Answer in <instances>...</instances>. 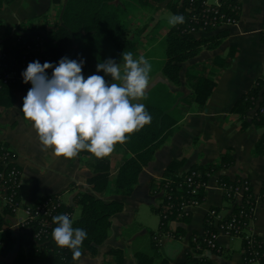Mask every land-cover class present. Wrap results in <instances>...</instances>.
Listing matches in <instances>:
<instances>
[{"label": "trees", "instance_id": "1", "mask_svg": "<svg viewBox=\"0 0 264 264\" xmlns=\"http://www.w3.org/2000/svg\"><path fill=\"white\" fill-rule=\"evenodd\" d=\"M14 1L0 0V10ZM61 1L63 4L60 20L57 22L56 29L52 30L49 35L46 29L49 28L51 19H48L42 28H33L32 26L31 30H25L24 24H21L15 35L0 44V63L2 62L4 65L5 72L22 73L20 69H22V59L25 57L26 48L27 46L38 48V38L45 40L44 43H48L50 48L40 53L31 54L33 57L40 55L45 61L53 63H58L65 56L77 60L84 58L86 60L84 71L87 76L96 73L97 64L108 58H113L122 64L124 51L131 52L134 58L139 54V43L131 39L135 33L138 36L137 31L140 30L136 28L133 17H141V15L135 11L140 8L158 10L163 2V0H56L57 3ZM168 6L174 14H182L185 19L183 23L173 25L169 29L162 43L153 44L155 45L153 54L158 56L161 54L160 56L164 57L163 62L158 60L154 65H157L156 71L161 73L168 83L179 88L185 84L192 90V96L175 95L162 85L151 94L133 101L145 104L152 120L142 128L126 134L127 139L119 142L120 146L131 154V157L123 161L112 182L109 179L108 156L97 157L86 149L80 150L81 157L88 159L87 165L95 168L96 173H100L89 181L95 192H104L109 186H112V192L116 196H131L139 184L143 170L154 160L156 153L173 135L179 121L193 109V106L198 110L204 109L216 87V78L230 66L235 55L233 50L228 59L216 58L212 63L216 68L214 70L209 71L210 64L207 63L195 64L185 70V65L200 56L203 51L218 49L228 35L227 29L208 37H196L192 32L201 29L212 32L213 27L210 23L220 15L238 21L239 4L233 0H224L223 5L216 8L218 14L212 13L209 18L204 12V7L197 10L196 0H171ZM40 31L44 32L39 33ZM102 34L104 40L99 42L98 37ZM76 36L85 40L84 48H80L81 44L77 41ZM18 37L21 38L20 41ZM159 48L163 52H158ZM1 56H6V58L1 59ZM32 61L31 59L28 63ZM151 65L152 70L155 69V66ZM49 73H51V69H49ZM99 74L105 75L102 71ZM31 86V83L30 85L24 84L22 89L28 91ZM16 88L17 84L0 85V108L7 109L14 105L13 90ZM262 110H264V79L257 81L254 87L233 108V113L239 116L241 125L245 127L254 125L263 130V135L255 146L257 155H264V114L261 113ZM253 111L254 114L250 115L249 113ZM234 164L235 161L230 152L221 156L218 165L194 166L187 172L181 171L184 161L171 163L165 170L162 179L152 181L153 201H155L153 210L160 218V232L171 231L170 224L174 221L188 219V217L179 218V211L175 209L169 210V203L178 205L180 198L184 196L186 200L197 197L201 203L205 201L206 188L199 189L198 193L193 196L188 194L184 187L192 172L201 173L202 181L208 183L211 175L229 169ZM1 170L4 168L0 164ZM220 181L227 185L228 192H233L244 180L242 178L232 180L228 176L222 175ZM161 188L166 192H161ZM250 202L256 203L254 195L250 198ZM78 205L81 207L82 213L73 226L84 228L88 233L87 238L80 246L81 256L94 258L98 255L99 247L108 238L113 217L121 214L125 205L120 200L105 201L91 193L82 194L78 199ZM231 210L234 216H238L243 210L245 213L251 214L250 209L244 203L231 206ZM212 211L219 213L221 209L213 208ZM10 218L7 210L0 211V242H2V236L5 242V246L0 248V253L11 252L17 243V239L11 231H7L5 235L1 234L11 224ZM252 219V217L240 219V227L243 228L244 225L250 224ZM230 220L231 218H224L222 223L229 224ZM211 222V217L207 216L205 224L207 236L197 238L192 243V252L188 254L187 260L178 264H214L207 256L208 253L223 256L226 252L224 248L217 246L211 249L208 247L210 234L216 232ZM19 234L20 251L12 262L4 264H76L81 257L73 258L72 250L59 246L53 237L47 241H36L33 238V231L29 234ZM175 234H178L177 231ZM233 235L237 237L240 233L236 231ZM155 242L157 247L158 241ZM243 249L249 258L257 259L260 264H264L263 238L255 235L250 236L248 240H243ZM155 253L138 252L135 254V259L138 264H155L159 256L157 250ZM109 257L113 261L108 264H124L125 262L123 250H111Z\"/></svg>", "mask_w": 264, "mask_h": 264}, {"label": "crops", "instance_id": "2", "mask_svg": "<svg viewBox=\"0 0 264 264\" xmlns=\"http://www.w3.org/2000/svg\"><path fill=\"white\" fill-rule=\"evenodd\" d=\"M170 1L163 0L160 7L164 3L168 5ZM208 1L211 5H217L222 0ZM234 1L240 6L239 20L226 28L228 35L221 46L215 50L203 51L185 65V70L192 65L205 63L210 64L209 71L214 70L216 68L213 61L218 57L228 59L234 50L230 66L216 78V87L204 109L198 110L193 106V110L188 111L179 121L173 135L143 170L139 184L131 196H116L112 192V186L104 192H95L89 181L100 173L87 165L88 159L81 157L79 152L72 157L57 155L52 148L42 146L33 122L26 119L20 109L23 97L27 94L22 87L13 90L15 103L11 108H0V144L7 145L16 155V163L22 171L20 200L24 208L35 206L41 199L62 195L67 197L69 205L81 210L78 199L84 193H91L105 201L120 200L125 205L124 211L113 217L108 238L99 247L98 255L94 258L81 256L76 264H108L113 261L109 252L115 249L125 252L124 264H138L136 253L156 254L155 250L159 255L155 264L184 263L192 252L194 239L204 237L206 217L211 210L220 208L223 217L231 214V204L219 185L222 175L232 180L242 178L250 183L256 199L251 232L264 239V155L255 153V146L262 137L263 130L254 125H241L239 116L233 113L235 104L257 81L264 79V38L261 34L264 29V0ZM62 4V1L57 3L56 0H15L5 5L0 10V44L15 35L21 24H24V29L30 26L37 28L36 22L51 19L52 13H57ZM172 26L170 24L169 29ZM169 29L160 30L152 37L148 34L136 36L139 54L135 58L143 55L153 65L158 60L163 62V55L153 54V50L156 44L164 41ZM158 35L161 38L159 41ZM120 65L123 71V63ZM154 66L146 96L161 85L175 95L192 96L189 87L184 84V87L179 88L168 83L156 71L157 65ZM249 114L253 115L254 112ZM227 152L232 154L235 164L211 175L205 201L191 211L187 220L170 224L174 239L161 235L160 219L153 210L155 201L152 181L162 179L165 170L174 161H184L181 171L187 172L194 166L218 165L221 156ZM107 156L109 179L112 182L123 161L130 158L131 154L117 142ZM23 217L22 213L17 219L21 220ZM80 217L81 214L79 217L76 215V220ZM17 219L10 221L11 226L17 223ZM176 231L178 234H175ZM11 232L16 239L19 238L17 229ZM155 241H158L157 247ZM216 243L226 252L223 256L208 253L207 256L214 264H260L246 261L243 241L239 238L220 232ZM15 255L13 250L0 253V264L12 262Z\"/></svg>", "mask_w": 264, "mask_h": 264}, {"label": "clouds", "instance_id": "3", "mask_svg": "<svg viewBox=\"0 0 264 264\" xmlns=\"http://www.w3.org/2000/svg\"><path fill=\"white\" fill-rule=\"evenodd\" d=\"M184 19L182 14H173L169 23L176 25ZM122 59L123 71L119 62L108 58L87 78L82 72L84 58L65 56L58 63L38 59L28 63L21 75L32 86L20 109L33 122L42 146L66 157L85 149L103 157L117 142L125 141L126 134L151 122L146 105L133 101L146 96L152 65L145 56L134 58L131 52L124 51ZM53 221L55 242L71 249L73 258L80 257L87 230L74 227L67 213L54 216Z\"/></svg>", "mask_w": 264, "mask_h": 264}, {"label": "built area", "instance_id": "4", "mask_svg": "<svg viewBox=\"0 0 264 264\" xmlns=\"http://www.w3.org/2000/svg\"><path fill=\"white\" fill-rule=\"evenodd\" d=\"M197 2V0H196ZM224 1L217 5H207L203 3L200 7H204V12L207 13V18H209V15L212 13L218 14L216 11L217 7L222 6ZM238 4V3H237ZM198 7V6H196ZM199 8L197 10H199ZM235 11V10H234ZM238 11V10H237ZM239 14H240V6H239ZM237 21L228 19L224 15H220L217 19H214L210 23V25L213 28V30L222 28V27H230L232 25H235ZM262 36L264 38V29L262 31ZM18 40L20 41L21 38L18 37ZM39 42L38 48L27 46L25 57L22 59V69H26L28 65L29 60H39L41 63L45 62V59L41 57L40 55L33 57L31 54L36 52H42L45 49L44 41H42L40 38L37 39ZM30 55L29 57H27ZM1 59H5L6 56H1ZM5 67L0 63V85L1 84H17L22 85L25 84L23 82V77L21 74H19L16 71H4ZM85 77L87 78V74L83 73ZM30 85V82H29ZM254 112V111H253ZM262 114H264V110L261 111ZM16 155L5 144H0V164L4 168V170L0 171V211L7 210L11 216L10 219H17L20 215V213H23L24 217L23 219L19 220L17 219V223L15 225L11 224L6 227L1 234L5 235L7 231H13L16 230L19 233H27L33 231V238L36 241H47L52 238V230L54 227H56V224L53 221V217L61 214V213H67L74 222L76 221V215H75V207L73 205H69L67 201H65L64 196L62 195H55L51 197L44 198L43 201L38 202L33 207H23L20 200V189H21V176L22 171L18 168V164L16 163ZM203 175L199 172H192L191 176L187 178L184 187L187 189V193L190 195L195 196L199 189L201 188H207V184L205 181H202ZM211 177V176H210ZM209 177V178H210ZM209 181V180H208ZM220 187L224 190L226 198L228 199V202L231 204V206L235 204H245L247 208H249V212L251 214L245 213L243 210L238 216L228 215L227 217H223L220 214L221 212H215L211 211L208 216L211 217V224L214 225L216 232H213L210 234V240L208 241V247L211 249H214L217 247V237L220 232H226L229 236L232 238H239L242 241L245 239H249L250 236H254L251 232V223L248 225H244L243 228L240 227L239 220L242 218H254V210L256 203L253 204L250 202V198L253 194L251 185L248 181L244 180L241 182V185L238 186L233 192L227 191V185L222 183L220 181ZM161 192H166L165 189H160ZM249 194L247 197L246 195ZM201 201L197 197L187 199L184 197L180 198V203L178 205L169 203L168 209L169 210H177L179 211V218L188 217L192 210L199 207L201 205ZM224 218H231L230 223H222ZM253 220V219H252ZM10 221V220H9ZM252 222V221H251ZM10 227V228H9ZM240 233L237 237L233 235L234 232ZM205 236H207V231ZM165 237L173 239L175 235L172 232L165 233ZM161 242V240H160ZM254 243V242H252ZM5 246V242L3 241L2 236V242H0V248H3ZM219 247V246H218ZM207 252V250H206ZM245 258L248 263H260L257 259L249 258L247 256V253L245 251Z\"/></svg>", "mask_w": 264, "mask_h": 264}, {"label": "rangeland", "instance_id": "5", "mask_svg": "<svg viewBox=\"0 0 264 264\" xmlns=\"http://www.w3.org/2000/svg\"><path fill=\"white\" fill-rule=\"evenodd\" d=\"M234 1V0H233ZM223 2V0L220 2V3H222ZM235 2V1H234ZM203 3H205L206 5H207V3L209 4V5H211V3L208 1V0H197V2H196V6H198V7H196L197 9L199 8V6L200 5H202ZM219 3V4H220ZM235 3H237V2H235ZM61 11H62V8H60L58 11H57V13L55 12V14L54 13H52V15H51V21H50V24L48 25V27L49 28H47L46 30H47V33H48V35H49V33H51L52 32V30H55L56 29V25H58L57 24V22H59V20H60V16H61ZM135 13H140V15H141V17H133L134 18V21H135V25L137 26L136 28H138V29H140L139 31H137V33H139V35H149V36H154V35H156L158 32H160V30H168L169 29V25H170V23H169V18L174 14L172 11H171V9H170V7L166 4V3H164V4H162L161 5V7H159V9L158 10H145L144 8H140L139 10H136L135 11ZM139 15V16H140ZM46 22V21H45ZM45 22L42 20V21H40V22H36V26H37V28H42L44 25H45ZM31 27L32 26H30V27H26L25 28V30H31ZM214 28V27H213ZM49 29V30H48ZM226 29V27H222V28H218V29H215V30H213L212 32H206V30H203V29H201L200 31H193L192 33H193V35H195L196 37H207V36H211V35H215V34H217L218 32H220V31H222V30H225ZM42 32H44V31H40L39 33H42ZM36 33V32H35ZM135 37H136V33L135 34H133L132 35V37L131 38H133L134 40H135ZM45 38H46V43H47V35L45 36ZM76 38H77V41L78 42H80V48H84V46H85V40H83V38H81L80 36H76ZM158 41L161 39L160 37H159V35H158ZM41 39V38H40ZM98 41L100 42L102 39L104 40V35L102 34V35H99V37H98ZM150 39V38H149ZM42 41H45V40H43V39H41ZM84 44V45H83ZM44 47H45V49H49L50 48V46L48 45V43L47 44H45L44 45ZM163 52L162 50H161V48H159L158 49V52ZM85 67H83L82 68V72L83 73H85ZM151 72H152V70H151ZM111 79V77H108V76H106V80H110ZM113 82H116V81H113ZM117 83V82H116ZM119 83V82H118ZM24 84H22V85H17V88L18 87H22ZM26 85H29V83H27ZM162 86V85H161ZM164 86V85H163ZM166 87V86H165ZM182 87H184V86H182ZM16 88V89H17ZM184 89H187V88H184ZM190 91H191V89H190ZM150 93V92H149ZM148 93V94H149ZM193 110V109H192ZM252 191H253V189H252ZM253 195H254V192H253ZM254 198H255V195H254ZM64 199H65V201H67V197L65 196L64 197ZM212 211V210H211ZM75 212H76V215H77V217H79L80 216V214H81V210L78 208V209H75ZM22 213H20V215H21ZM221 216H223V213L222 214H220ZM160 219V218H159ZM12 219H10V221H11ZM9 221V222H10ZM10 228V227H9ZM169 232V231H168ZM171 232V231H170ZM165 233H167V232H164V233H161V235H164L165 236ZM205 234H206V232H205ZM205 236V235H204ZM175 238V237H174ZM173 238V239H174ZM201 238V237H200ZM196 240V238L194 239V241ZM243 251H244V249H243ZM244 253H245V251H244Z\"/></svg>", "mask_w": 264, "mask_h": 264}, {"label": "water", "instance_id": "6", "mask_svg": "<svg viewBox=\"0 0 264 264\" xmlns=\"http://www.w3.org/2000/svg\"><path fill=\"white\" fill-rule=\"evenodd\" d=\"M20 247H21L20 240L19 238H17V243H16L15 248L13 249V254H17L20 251Z\"/></svg>", "mask_w": 264, "mask_h": 264}]
</instances>
